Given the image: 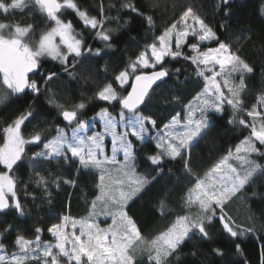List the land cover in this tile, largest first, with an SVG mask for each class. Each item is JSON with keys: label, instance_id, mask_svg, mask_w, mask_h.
I'll use <instances>...</instances> for the list:
<instances>
[{"label": "snow or ice", "instance_id": "snow-or-ice-1", "mask_svg": "<svg viewBox=\"0 0 264 264\" xmlns=\"http://www.w3.org/2000/svg\"><path fill=\"white\" fill-rule=\"evenodd\" d=\"M231 3L232 0H217L214 5L216 11L223 12L220 27L225 32L231 31L227 23L232 14ZM154 7L148 2L138 6L135 0H121L118 7L110 3L106 9L101 4L98 18L82 9L77 0H0V15L5 17L0 20V86H6L0 94V106H11L29 93L33 97L32 103L22 106L16 118L0 129V218L12 216L15 220L30 215L24 198L31 196L35 201L36 196L28 191L27 184L20 187L23 181L16 175L26 160L33 173L29 182L41 189L49 201L52 186L75 187L77 179L44 173L37 167L44 162L65 167L75 164L76 176L81 169L93 170V183L98 190L87 217L59 216L57 222L34 226L31 236L21 225L0 219V264H172L173 259L180 260L184 246L193 239L215 245L210 248L211 254L225 264H251L237 241L256 235L257 229L237 224L226 208L249 189L253 197H264V192L256 190L264 188V89L249 106L244 98L249 91L246 76L255 72V65L239 54V47L222 39L189 5L134 58L129 57L122 68L114 69L112 78L97 85L90 96L73 100L68 106L57 102L49 87L61 75L79 82L77 70L81 67L88 77L99 72V66L94 67L91 62L118 50L119 29L132 23L131 14L142 17L147 30H154V16L145 10ZM113 8L115 16L105 15ZM64 10L74 12L84 29L90 30V36L77 32L71 20L63 19ZM122 11L129 15L123 17ZM17 12L30 14L32 20L39 14L45 24L38 30L35 23L23 19L13 22L12 16ZM259 16L264 19V2ZM106 23H116L117 28H106ZM89 38L100 41L102 46L93 47ZM213 42L215 46H209ZM181 58L196 66L197 75L205 84L182 109L186 115L176 112L161 126L156 114L146 110L154 103L156 89L173 76L179 80L181 68L168 65ZM48 60L56 62L59 70L45 69ZM107 70L105 63L104 73ZM233 74L239 75L238 83L233 82ZM42 94L46 103L57 109L61 124H53L55 134L51 138L48 129L34 130L30 138H25L23 130L47 115L33 107ZM178 100L173 97L169 103ZM90 108L96 109L91 119L102 121L105 132L111 135V155L106 153L103 134H80L90 127V121L84 118ZM227 109L231 110L227 123L238 125L247 135L210 161L208 167L194 171L197 166L193 164L192 149L205 137L212 139L210 133ZM152 132L154 152L143 156L148 171L141 172L136 143L144 142ZM29 144L38 149L30 158L25 151ZM118 153H123L122 160ZM170 161L181 163L178 171L191 186L175 206L169 193L157 194L154 210L159 215L167 218L178 211L163 230L145 235L128 208L164 176L174 175L171 168L164 171ZM100 217L110 218L111 222L102 227ZM44 231L54 242L42 240ZM13 233L14 250L10 251L4 241ZM221 236L232 243L237 260H225L228 249L220 243ZM189 254L195 257L198 253L192 250ZM258 264H264V246Z\"/></svg>", "mask_w": 264, "mask_h": 264}, {"label": "trees", "instance_id": "trees-1", "mask_svg": "<svg viewBox=\"0 0 264 264\" xmlns=\"http://www.w3.org/2000/svg\"><path fill=\"white\" fill-rule=\"evenodd\" d=\"M121 0H77V3L82 9L89 11L91 15L99 17V9L101 4L108 8L110 3H114L119 6ZM127 2V0H124ZM137 5L145 2L155 4L156 7L145 9L154 16L155 28L152 31L147 30L148 26L145 24L142 17L133 15L132 23L127 28L119 29V38L116 41L118 50L104 56L102 59L92 61L93 66H99V72H96L93 76L88 77L84 73L83 67L77 70V80L73 81L64 75H61L53 84L49 85L52 92L56 94L57 102L62 104L71 105L73 100L78 98L88 97L92 94L94 89L105 79H111L114 69H120L123 66V62L127 61L129 57L134 58V55L140 50H143V46L152 41L154 35H158L165 26L170 24L172 20L178 17L179 12L185 6H192L194 10L199 12L213 28H215L222 39H228L234 47L240 48V55L246 58L249 62L255 65V72L246 76V84L249 91L245 94V101L251 105L255 102L256 95L264 89V19L259 16L260 5L264 0H232L231 17L228 18L227 23L231 28V31L225 32L221 27V23L224 22L223 12L216 11L214 5L217 0H135ZM28 13H15L12 16L13 22H20L22 19L28 23H35L37 29H41L45 24V20L36 14V19H29ZM105 15H116V9L113 8L106 11ZM123 17H127L129 13L121 12ZM63 19L71 20L73 26L77 32H84L85 35L90 36V30L84 29L82 23L78 20L75 13L71 10H64ZM5 19L3 15H0V20ZM123 23V20L120 21ZM106 28H117L116 23H106ZM250 36V39L248 38ZM35 39V37H33ZM193 41V38H190ZM194 42V41H193ZM88 43L93 47H101L102 44L98 40L88 39ZM209 46H215L214 42ZM188 49L185 48L184 52L188 54ZM89 63L88 61L85 62ZM107 63L108 70L104 73L103 68ZM170 68H181L182 74L177 77L173 76L168 80L166 85H161L156 89L153 94L154 103L149 106L147 111L154 112L157 117L158 125L166 123L170 119L171 115L176 112H181L182 117L186 113L182 112L184 106L192 100L197 92L201 91L204 87V83L201 78L198 77L196 67L184 59L172 62L168 65ZM45 69L59 70V65L51 60H48L44 64ZM234 83L238 82L239 75L234 74L232 77ZM1 93L6 90V86H0ZM226 91V90H225ZM173 97H178V102L169 103ZM33 102L31 93L23 96L18 102L12 103L11 106H0V129L6 127L12 120L16 118L18 112L25 106ZM34 109L41 110L47 113L46 116L39 117L28 125L26 130H23L25 138H30L33 131H43L48 129L51 138L55 134V128L53 124H61V121L57 115V109L46 103L45 94H42L39 98L35 99L33 104ZM96 113L95 108H90L85 119L90 118ZM231 118V110L227 109L226 113L221 119L215 129L210 133L212 137L209 140L208 137L200 140V142L192 149L193 164L196 165L194 171H199L209 166L210 161H214L219 155L224 154L227 149L232 148L239 139L247 135V131L239 127L238 125H232L227 123ZM151 134L155 135L154 132ZM151 135V136H153ZM148 136L144 142H137L138 155L141 157L138 167L141 172L148 171L147 163L143 160L145 154L151 155L154 152V141ZM3 143V136L0 133V144ZM38 150L35 145H26L25 151L29 158L34 151ZM264 163V161H261ZM180 162H167L164 169L165 172L169 168L173 170L174 175L164 176L159 183H156L154 187L150 189L148 193L143 195L140 199H137L128 208L129 214L137 221L138 225L142 229L145 235H152L163 230L171 221L175 218V211L167 218L159 215L155 209V199L157 194L167 192L170 194V201L175 206L179 197L186 195L187 187L191 186L189 180L178 171L181 168ZM37 167L42 169L44 173H48L52 176L62 175L64 178L77 179L75 187L70 185L61 184L59 188L55 186L51 187V200L45 198V194L41 189H38L35 184L30 183L28 177L33 175L31 166L26 160L24 166L16 170V175L23 181L21 188L24 184L28 185V191L36 196V200L33 201L31 196L25 197L24 202L27 205V209L30 215L13 220L12 216L2 217L0 219L7 220L10 223H16L31 236V232L34 226H43L51 222H57L58 217L62 215H70L77 219L84 218L90 211V203L94 198V195L98 194V190L95 187L94 172L93 170L81 169L79 175H75L76 165L71 167H65L55 162L48 164H38ZM51 184V181L49 182ZM258 192H264V188L257 187ZM251 189L245 191L238 198L231 201L226 208V212L235 220V222L243 227L254 226L257 229V233L254 236H249L246 240L237 241L241 243V247L244 249L245 255L252 245L258 240L259 237L264 236V231H260L264 228V197H253L251 195ZM183 214V213H181ZM104 225L105 220H99ZM217 225V230H218ZM15 233L4 241L6 245L11 248L12 240ZM34 238V237H33ZM42 240L53 241L54 239L44 231L42 234ZM220 243L228 249V254L225 260H237L235 255L234 246L231 242H225L224 237L221 236ZM215 245H209L207 243H199L196 239L189 240L184 246L180 260L173 259L172 264H225L224 260H219L214 257L210 248ZM192 250L197 251V256L193 257L189 253ZM139 256V252L137 253Z\"/></svg>", "mask_w": 264, "mask_h": 264}, {"label": "rangeland", "instance_id": "rangeland-1", "mask_svg": "<svg viewBox=\"0 0 264 264\" xmlns=\"http://www.w3.org/2000/svg\"><path fill=\"white\" fill-rule=\"evenodd\" d=\"M217 70H218V66H217ZM206 75H210V73L206 72ZM198 77H200V76H198ZM200 78H201V81L205 84L204 79L202 77H200ZM236 83H238V82H236ZM0 94H2L1 90H0ZM94 116H95V114L93 116H91L90 118H88V120L90 121V127L85 129L84 132H82L80 134L81 135H90V134H95V133L103 134L105 136L104 144H105V148H106V153L108 155H111V135H109L105 132L104 125H103L102 121H100L98 118L95 120L91 119ZM117 119H118V117H117ZM120 130L121 129L118 127L117 131H120ZM67 132H68V135L71 136V129H68ZM151 135H153V134L150 133L149 136H151ZM118 159H121V160L123 159V153H118ZM103 219H104L103 217L99 218V220H103ZM105 221L106 222L104 225L101 224L102 227H106L107 224H109L111 222L110 218L108 220H105ZM53 242H54V240H53ZM262 246H264V239H258L255 242V244L252 245V247H250L249 250L247 251L246 256L251 261V264H258V258H259V254H260V250H261Z\"/></svg>", "mask_w": 264, "mask_h": 264}]
</instances>
